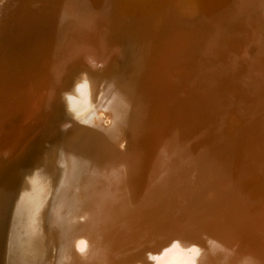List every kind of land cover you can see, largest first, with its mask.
Masks as SVG:
<instances>
[{"label": "rangeland", "instance_id": "1", "mask_svg": "<svg viewBox=\"0 0 264 264\" xmlns=\"http://www.w3.org/2000/svg\"><path fill=\"white\" fill-rule=\"evenodd\" d=\"M91 2L0 0V152L29 125L51 85L50 71H42L44 78L37 79L43 80V88L36 84L37 75L31 73L35 32L42 30L45 37L55 38L49 53L40 59L46 69L63 54L62 49L73 44L63 46L78 25L89 29L85 34L96 41L88 44L103 61L115 48L121 52L115 58L122 56L120 61L114 60V82L105 89L100 103L96 100L71 118L78 120L68 132L72 171L60 196L52 264H86L87 256L82 255L87 251L85 234L90 220L97 237L95 252L99 243L102 247L98 254L89 255V264H115L146 252L155 256L157 264H264V154L263 161L255 163L250 157L261 158L249 151L255 149L252 146L256 142H264V123H257L264 117V79L257 75L254 79L248 73V65L264 71V33L259 48L254 46L252 34L246 37L240 33L249 13L262 9L263 0H95L100 5L95 12ZM24 18L28 23L25 28ZM100 41L109 43L101 46ZM10 43L13 46L9 47ZM17 45L29 47L24 49L29 59L19 63V70L12 67L16 60L13 55L21 52ZM193 89L198 91L201 105H207L201 112L208 118L202 117L199 125L188 116V109L194 106L189 96ZM213 95L216 100L211 99ZM255 104L257 107L247 113L245 108ZM220 107L224 110L218 111ZM218 112L224 115L220 118ZM140 164L145 165L141 172L136 170ZM141 196L147 200L137 205ZM118 199L123 201L118 215L109 218L107 229L101 228L104 210L111 211V216V207ZM139 219L144 222L138 226ZM162 245L164 253L157 248Z\"/></svg>", "mask_w": 264, "mask_h": 264}, {"label": "bare ground", "instance_id": "2", "mask_svg": "<svg viewBox=\"0 0 264 264\" xmlns=\"http://www.w3.org/2000/svg\"><path fill=\"white\" fill-rule=\"evenodd\" d=\"M185 1V0H183ZM95 0H92L90 3L91 10L94 11V8H98V4L94 3ZM209 2V1H207ZM181 3V2H180ZM183 4V3H182ZM194 5V4H193ZM197 5V4H196ZM261 10H255L251 11L249 13L250 15L247 17V24L246 26L240 31V33L243 36L248 37L249 35L253 36L254 38V46L260 47V37L264 33V0ZM195 6V5H194ZM205 6V5H204ZM109 9V8H108ZM112 9V8H111ZM175 9V7H174ZM195 7L193 8V10ZM200 9V7H199ZM115 11V10H114ZM191 12V10H190ZM130 13V12H129ZM193 12H191L192 14ZM69 14V13H68ZM222 14V13H221ZM188 15V14H187ZM220 16V15H219ZM223 16V15H222ZM85 17V16H84ZM205 17V16H204ZM221 17V16H220ZM90 20V19H89ZM97 20V19H96ZM107 20V19H106ZM132 20V19H131ZM162 20V19H161ZM187 20V19H186ZM165 21V20H164ZM206 21V20H205ZM60 23V21H59ZM85 23V22H84ZM83 23V24H84ZM129 23V22H128ZM167 23V22H166ZM26 18L23 19L22 26L23 28L26 27ZM96 24V22H95ZM100 25V24H99ZM98 25V26H99ZM97 26V28H98ZM104 26H106L104 24ZM89 26H87L88 28ZM95 27V26H94ZM86 26L78 25L75 30H73L70 33V36L68 38V41L65 42L63 46L66 47L67 43H72L71 46H69L68 49H62L64 50L57 60H54L52 67L49 68H43L42 64H40V59L44 56V54L49 53L51 47L55 43L54 36L51 37H45V35L42 33V30L40 32L34 33V48H32V57L30 58L33 60V67L31 73L36 74L37 77L35 78L36 84L39 86L43 85V80L40 79L38 81L37 79L43 76L44 78V71H50L52 76V80L49 76H47V79H50L51 85H49L47 92L41 97L40 103L37 105V112H35L31 121H29L28 126H24V130L19 133L17 139L13 141V143L6 149L2 150L0 152V264H52L53 263V256H54V250H56L57 246V237H56V226L55 223L57 222L58 216H57V210L60 204V196L62 195V189L67 181L68 177L71 174L72 166L71 163L69 164L68 161L70 158L69 150H68V135L70 128L73 127V124L78 121L77 119L71 120L75 116V113H81L89 105L92 103L99 102L104 97L107 87L109 84L111 85L114 82L113 79V72L114 69H116L117 65H114V60L120 61L119 59H122L120 56L117 59L115 58V55L121 54L120 51H118L117 48H115L111 54L110 57H107V61H103V59L100 57L99 52H93L91 49V45L88 43L94 41L90 38V34L87 36L85 34V31L89 29H85ZM92 28V27H90ZM100 28V27H99ZM54 29V28H52ZM22 31V30H21ZM51 30H48L47 32H50ZM175 31V30H173ZM20 32V29H19ZM25 32V31H24ZM91 32V31H90ZM100 32V31H99ZM104 32V31H103ZM177 32V30H176ZM102 30L100 32L101 37L103 36ZM59 34V33H58ZM57 34V35H58ZM92 34V33H91ZM55 35V36H57ZM93 35V34H92ZM29 36V35H28ZM179 36V35H178ZM206 36V35H205ZM96 38V36H94ZM99 37V36H98ZM110 37V36H109ZM112 37V36H111ZM110 37V38H111ZM207 37V36H206ZM238 37V36H237ZM97 39V38H96ZM101 39V38H100ZM109 39V38H108ZM114 39V38H111ZM24 40V39H23ZM99 40V39H98ZM160 40V39H159ZM238 40V39H237ZM106 41H108L106 39ZM101 42V46H106V43L109 42ZM114 41V40H113ZM116 41V40H115ZM153 41V40H152ZM17 42V41H16ZM15 42V43H16ZM24 42V41H23ZM99 42V41H98ZM154 42H152L153 44ZM13 43L9 44V47L13 46ZM17 44V43H16ZM99 44V45H100ZM151 44V45H152ZM206 44V42H205ZM29 45V44H28ZM119 45V44H118ZM117 45V46H118ZM150 45V46H151ZM162 45V42H161ZM111 46V45H110ZM171 46V44H170ZM207 46V45H206ZM205 46V47H206ZM116 47V46H115ZM121 47V46H120ZM197 47V46H196ZM253 47V46H252ZM28 50L29 47L23 46H16V50L20 52V54L15 53L13 55L16 60L13 63V69L19 70L18 66L19 63L23 64L26 59L28 58V55L24 52V49ZM112 49L114 47H111ZM119 48V47H118ZM149 48V46H148ZM198 48V47H197ZM204 48V47H203ZM237 48V47H236ZM256 48V49H258ZM108 49V48H106ZM105 49V50H106ZM160 49V48H159ZM170 49V47H169ZM174 49V48H173ZM103 50V49H102ZM109 50V49H108ZM107 50V51H108ZM201 50V49H200ZM206 50V49H205ZM106 54H109L107 53ZM123 51V50H122ZM173 52V51H172ZM24 53V54H23ZM101 53L105 54V52L101 51ZM205 53V52H204ZM255 53V51H254ZM161 54V53H160ZM166 54V53H165ZM200 54V53H199ZM124 55V54H123ZM169 55V54H168ZM167 56V55H166ZM165 56V57H166ZM195 56V55H194ZM54 57V56H53ZM154 57V56H153ZM165 57L163 59H165ZM104 58V57H103ZM220 58V57H219ZM162 59V60H163ZM155 60V59H154ZM221 60V59H220ZM218 60V61H220ZM123 61V60H121ZM157 61H159L157 59ZM204 61V60H203ZM124 62V61H123ZM127 62V61H126ZM215 62V61H214ZM213 62V63H214ZM122 64V62H121ZM210 64V62H208ZM123 65V64H122ZM125 65V64H124ZM127 65V64H126ZM192 66V65H191ZM194 66V65H193ZM204 66V65H203ZM208 66V65H207ZM190 69V66H186ZM206 67V66H205ZM253 65H248V73L252 74L254 76L257 75V77L264 79V71L260 69L254 68ZM122 68V67H121ZM245 68V67H243ZM242 68V69H243ZM120 69V68H119ZM31 70V69H30ZM43 71V72H42ZM186 71V70H185ZM198 71V69H197ZM27 72V71H26ZM117 73V72H116ZM119 73V72H118ZM117 73V74H118ZM188 73V72H187ZM15 74V73H14ZM47 74V73H46ZM50 74V75H51ZM189 74V73H188ZM120 75V74H119ZM178 75V74H176ZM207 76V75H206ZM261 76V77H260ZM186 77V76H185ZM116 78V76H115ZM118 78V76H117ZM46 79V78H45ZM46 79V80H47ZM206 79V78H205ZM116 80V79H115ZM45 81V80H44ZM46 82V81H45ZM183 82V81H182ZM187 81H185L186 83ZM118 83V81H117ZM180 83V82H178ZM206 83V81H205ZM116 84V82H115ZM184 84V83H183ZM119 85V84H118ZM46 86V85H45ZM113 87L114 84H112ZM131 86V85H130ZM183 86V85H182ZM42 88L44 86H41ZM112 87V88H113ZM118 87V86H117ZM111 88V87H110ZM116 88V87H115ZM114 88V89H115ZM131 88V87H130ZM104 89V92H101V90ZM119 89V88H118ZM144 89V88H143ZM147 89V88H146ZM216 89V88H215ZM40 90V89H39ZM38 90V91H39ZM42 90V89H41ZM44 90V89H43ZM40 92V91H39ZM100 92V93H99ZM43 93V92H42ZM198 91L196 89H193L189 94L192 98V102L194 104L193 108L191 107V110L188 108V116L190 117V121H194V125L199 123L200 119L203 117L205 118V114L203 111L204 116H202V108L207 105H201L200 99H198L197 95ZM41 94V92L39 93ZM42 96V95H41ZM40 98V97H39ZM190 100V98H188ZM212 100L215 99L214 95L211 98ZM187 100V99H186ZM210 100V99H208ZM216 100V99H215ZM207 101V100H206ZM96 102V103H97ZM191 102V103H192ZM208 102V101H207ZM174 104V103H173ZM207 104V103H206ZM209 104V103H208ZM100 105V104H99ZM192 105V104H191ZM180 106V105H179ZM254 106H247L245 109L249 113L250 111H253L255 109ZM101 107V106H100ZM197 107V108H196ZM228 105H226V108ZM207 108V107H206ZM210 107H208L209 109ZM179 109V108H178ZM185 109V108H184ZM205 109V108H203ZM207 109V111H208ZM215 110V109H214ZM224 110L223 107L218 110L222 111ZM245 111V110H244ZM259 111V110H258ZM179 112V111H178ZM93 113V112H92ZM172 113V112H170ZM183 113V112H182ZM215 113V112H214ZM262 113V112H261ZM185 113H183L184 115ZM217 114V113H216ZM74 115V116H73ZM178 115V114H176ZM180 115V114H179ZM218 115L220 118L224 115L218 112ZM31 116V117H32ZM172 116V115H171ZM182 116V114H181ZM214 116V115H213ZM92 117V116H91ZM251 117V116H250ZM208 118V117H206ZM219 118V117H218ZM258 118V117H257ZM88 120V119H87ZM86 120V121H87ZM204 120V119H203ZM209 120V119H208ZM206 120V121H208ZM253 120V119H252ZM188 120V123L190 122ZM210 121V120H209ZM220 121V120H219ZM264 123V117H260L258 120L259 122ZM205 122V121H204ZM28 123V122H27ZM88 123V122H87ZM169 123V122H168ZM172 123V120H171ZM183 123V122H181ZM193 123V122H191ZM219 123V122H218ZM256 123V124H257ZM206 124V122H205ZM254 124V123H253ZM255 124V125H256ZM85 125V124H84ZM169 125V124H168ZM190 125V124H189ZM199 125V124H198ZM261 125V124H260ZM264 125V124H263ZM175 126V124H174ZM204 126V125H203ZM82 127V125H81ZM200 127V126H199ZM214 127V126H213ZM28 128V129H27ZM176 128V127H175ZM206 128V127H205ZM256 128V127H255ZM184 129V128H183ZM210 129V128H209ZM217 130V129H216ZM254 130V129H253ZM211 132V131H210ZM75 133V132H74ZM178 133V132H177ZM148 134V133H147ZM258 134V133H257ZM149 135V134H148ZM147 135V139H151L150 136ZM224 135V134H223ZM236 135V134H235ZM261 135V134H260ZM256 136V134H255ZM228 137V134H227ZM237 137V136H236ZM234 138V140L236 139ZM184 139V138H183ZM149 141V140H148ZM144 142L145 143H148ZM185 141V139H184ZM254 140H252L253 142ZM256 141V140H255ZM263 141V140H262ZM143 142V140H142ZM154 142V141H152ZM182 142V141H181ZM69 143V142H68ZM133 143V142H132ZM131 143V144H132ZM239 143V142H238ZM251 143V142H250ZM257 143V142H256ZM252 146V148L249 151L251 153L258 154V156L262 159L253 158L250 157L251 160H254L255 163H259L263 161V154H264V146L261 147L258 146L259 143H264L259 141L257 144ZM136 144V143H135ZM143 144V143H142ZM234 144V143H233ZM236 144V143H235ZM252 144V143H251ZM145 145V144H144ZM181 145V144H180ZM135 146V145H134ZM153 146V145H152ZM156 146V145H155ZM143 147V146H142ZM146 147V146H145ZM148 147V145H147ZM242 147V146H241ZM131 148V146H130ZM137 148V147H136ZM205 148V147H204ZM215 148V147H214ZM213 148V149H214ZM135 149V148H134ZM207 149V148H206ZM226 149V148H225ZM231 149V148H230ZM187 150V149H186ZM209 150V149H208ZM243 150V149H242ZM140 151V150H139ZM138 151V153H139ZM143 151V150H142ZM135 152V151H133ZM167 152V151H166ZM207 152V151H206ZM245 152V151H244ZM247 152V150H246ZM231 153H234V151ZM243 153V152H242ZM241 153V154H242ZM137 154V153H136ZM203 154V153H202ZM207 154V153H206ZM249 153L247 152V155ZM135 155V154H134ZM133 155V156H134ZM142 155H144L142 153ZM186 155V154H185ZM210 155V154H209ZM230 155V154H229ZM252 155V154H251ZM150 156V155H149ZM212 156V155H211ZM241 156V155H240ZM139 157V156H138ZM183 157V156H182ZM192 157V156H191ZM245 157V156H244ZM149 158V157H148ZM195 158V157H194ZM241 158V157H240ZM147 159V158H146ZM164 160V159H163ZM237 160V159H236ZM142 161V162H141ZM149 161V160H148ZM174 161V160H173ZM192 161V160H191ZM247 161V160H243ZM141 163H143V159L140 160ZM166 162V161H165ZM168 162V161H167ZM179 162V161H178ZM235 162V161H234ZM248 162V161H247ZM253 162V161H252ZM180 163V162H179ZM136 164V163H135ZM165 164V163H164ZM163 164V165H164ZM178 165V164H177ZM180 165V164H179ZM187 165V164H186ZM243 165V164H242ZM250 165V164H249ZM247 165V166H249ZM258 165V164H257ZM137 166V165H136ZM144 168L145 165H138V169L141 172V168ZM156 166V165H155ZM185 166V165H184ZM246 166V165H245ZM254 166V163H253ZM262 166V165H261ZM167 167V166H166ZM237 167V166H236ZM264 167V166H263ZM135 168V167H134ZM142 168V169H143ZM157 168V167H156ZM133 169V168H132ZM146 169V168H145ZM240 169V168H239ZM135 170V171H136ZM234 170V169H233ZM251 170V167H250ZM253 170V169H252ZM146 171V170H145ZM144 171V172H145ZM167 171V170H166ZM176 172V170H175ZM257 172V171H256ZM217 173V172H216ZM196 174V173H195ZM218 174V173H217ZM163 175V174H161ZM204 175V174H203ZM150 176V175H149ZM71 177V176H70ZM73 177V176H72ZM147 177V175H146ZM163 177V176H162ZM203 177V176H202ZM234 178V176L232 177ZM148 179V178H147ZM166 179V178H165ZM242 179V178H241ZM259 179V178H258ZM126 180V179H125ZM151 180V179H150ZM149 180V181H150ZM154 180H157L154 179ZM170 180V178H169ZM221 180V179H220ZM248 180V179H247ZM240 181V180H239ZM106 182V181H105ZM108 182V181H107ZM110 183V182H109ZM126 183V182H124ZM161 183V182H160ZM165 183V182H164ZM173 183V182H172ZM107 184V183H106ZM150 184V183H149ZM181 184V183H180ZM237 184V183H236ZM236 184H234L236 186ZM249 184V181H248ZM253 184V183H252ZM258 184V183H257ZM112 185V184H111ZM187 185V184H185ZM233 185V184H232ZM123 186V185H121ZM149 186V185H148ZM147 186V187H148ZM161 186V185H160ZM176 186V185H175ZM165 187V185H164ZM188 187V186H187ZM161 188V187H160ZM177 188V187H176ZM115 189V188H114ZM122 189V188H121ZM163 189V188H162ZM188 189V188H187ZM98 190V187L96 188ZM164 190V189H163ZM173 190V189H172ZM182 190V189H181ZM179 190V191H181ZM143 191V190H142ZM193 191V190H192ZM235 192V191H234ZM100 193V192H99ZM158 193V192H157ZM177 193V192H176ZM171 194V193H170ZM178 194V193H177ZM182 194V193H181ZM222 194V192H221ZM238 194V193H237ZM163 195V194H162ZM180 195V194H179ZM239 195V194H238ZM143 196V194H142ZM139 198V201L137 205L141 203V201L145 200L144 197ZM149 196V195H148ZM223 196V195H222ZM248 196V195H247ZM257 196V194H256ZM134 197V196H133ZM150 197V196H149ZM168 197V196H167ZM228 197V196H227ZM236 197V196H235ZM234 197V198H235ZM241 197V196H240ZM246 197V195H245ZM249 197V196H248ZM261 197V196H260ZM137 198V197H136ZM135 198V199H136ZM230 198V197H229ZM237 198V197H236ZM249 199V198H248ZM254 199V197H253ZM258 199V198H257ZM125 200V199H122ZM222 200V199H220ZM226 200V199H225ZM229 200V199H228ZM241 200V199H240ZM239 200V201H240ZM114 206L111 207L112 209V215H110V212H107V209L104 210L103 215L101 216L102 220L104 221L103 229L106 227V222L111 221V217L115 218L117 214V210L119 208V205L122 204L123 201L121 199L115 200ZM135 201V200H134ZM126 202V201H125ZM226 202V201H224ZM244 202V201H243ZM242 202V203H243ZM264 202V201H263ZM128 203V202H127ZM130 203V202H129ZM136 203V202H135ZM134 203V205H135ZM147 203V201H146ZM153 203V202H152ZM238 203V202H237ZM248 203V202H247ZM133 204V202H132ZM229 204V203H228ZM253 204V203H252ZM110 205V204H107ZM125 205V204H123ZM234 205V204H233ZM127 206V205H126ZM164 206V205H163ZM228 206V205H227ZM232 206V205H231ZM134 207V206H133ZM151 207V205H150ZM158 207V206H157ZM156 207V208H157ZM187 207V206H186ZM196 207V206H195ZM206 207V205H205ZM213 207V206H212ZM216 207V206H215ZM251 207V206H250ZM256 207V206H255ZM60 208V207H59ZM188 208V207H187ZM218 208V207H217ZM248 208V207H247ZM123 209V207H122ZM121 209V212H122ZM129 209V207H128ZM131 209V208H130ZM134 209V208H132ZM136 209V208H135ZM165 209V208H164ZM203 209V208H201ZM208 209V208H207ZM227 209V208H226ZM153 210V209H152ZM158 210V209H157ZM167 210V209H166ZM196 210V209H195ZM221 210V209H220ZM225 210V209H224ZM229 210V209H227ZM240 210V209H239ZM251 210V209H250ZM129 211V210H127ZM136 211V210H135ZM156 211V210H155ZM188 211V210H187ZM212 211V210H210ZM93 212V211H92ZM132 212V211H130ZM144 212V211H143ZM142 212V214H143ZM165 212V211H164ZM214 212V211H213ZM140 213V212H139ZM146 213V212H145ZM149 213V212H148ZM147 213V214H148ZM211 213V212H210ZM217 214V212H214ZM239 213H241L239 211ZM250 213V212H249ZM120 214V212H119ZM127 214V213H126ZM167 214V213H166ZM165 214V215H166ZM173 214V213H172ZM196 214V212H195ZM229 214V213H228ZM227 214V215H228ZM134 215V213H133ZM198 215V214H197ZM210 215V214H209ZM215 215V214H214ZM219 215V214H217ZM223 215V214H222ZM226 215V216H227ZM140 216V215H139ZM154 216V215H153ZM158 216V215H157ZM208 216V215H207ZM216 216V215H215ZM221 216V215H220ZM141 217V216H140ZM149 217V216H147ZM161 217V216H159ZM164 217V216H163ZM200 217V216H199ZM206 217V215H205ZM219 217V216H218ZM231 217V216H230ZM89 218V217H88ZM100 218V217H99ZM127 218V217H126ZM134 218V217H133ZM143 218V216H142ZM162 218V217H161ZM168 218V217H167ZM181 218V217H179ZM207 218V217H206ZM239 218V217H237ZM247 218V217H245ZM132 219V218H131ZM137 219V218H136ZM158 219V218H157ZM184 219V218H182ZM205 219V218H204ZM211 219V218H209ZM242 219V218H241ZM260 219V218H259ZM220 220V219H219ZM261 220V219H260ZM91 221V220H90ZM89 221V227H88V233H86L85 242H86V248L87 251L83 253L82 257L85 258L86 256V264H89L90 258L92 252L93 254H98L100 252V248L102 245L99 243V249L96 251V245L95 241L97 240L95 237L96 233L94 234V230H92V227L90 225ZM102 221V222H103ZM147 221V219H146ZM165 221V220H164ZM198 221V220H197ZM201 221V219H200ZM199 221V222H200ZM205 221V220H204ZM221 221V220H220ZM101 222V223H102ZM108 222V224H109ZM144 221L141 222V220H138V226L139 224H143ZM171 222V221H170ZM185 222V221H184ZM242 222V221H241ZM180 223V222H177ZM210 223V222H209ZM107 224V225H108ZM111 224V222H110ZM113 224V223H112ZM148 224V223H147ZM150 224V222H149ZM184 224V223H183ZM212 224V223H211ZM246 224V223H245ZM260 224V223H259ZM105 225V226H104ZM169 225V224H168ZM165 226V225H164ZM163 226V227H164ZM235 226V225H234ZM108 227V226H107ZM106 227V229H107ZM110 228L112 226H109ZM154 227V226H153ZM162 227V228H163ZM185 227V225H184ZM252 227V226H251ZM250 227V228H251ZM99 229V231L101 230ZM161 228V225L160 227ZM175 228V227H174ZM178 228V227H177ZM181 228V227H180ZM183 228V227H182ZM186 228V227H185ZM240 228V227H239ZM138 229V228H137ZM144 229V228H143ZM158 229V228H156ZM164 229V228H163ZM191 229V228H189ZM92 230V231H91ZM162 230V229H161ZM168 230V229H167ZM179 230V228H178ZM183 230V229H182ZM188 230V229H187ZM186 230V231H187ZM192 230V229H191ZM194 230V229H193ZM245 230V229H244ZM97 231V230H96ZM106 231V230H105ZM174 231V230H172ZM185 231V230H183ZM185 231V232H186ZM239 231V230H238ZM149 232V231H148ZM156 232V230H155ZM154 232V233H155ZM181 232V229H180ZM236 232V231H235ZM92 233V235H91ZM108 233V232H107ZM179 233V232H177ZM184 233V232H183ZM182 233V234H183ZM189 233V230L188 232ZM185 233V234H186ZM170 234V233H169ZM168 234V235H169ZM175 234V233H174ZM181 234V235H182ZM191 234V233H190ZM158 235V234H157ZM193 235V234H192ZM146 236V235H145ZM159 236V235H158ZM180 236V235H179ZM178 236V237H179ZM184 236V235H183ZM182 236V237H183ZM186 236V235H185ZM188 236V234H187ZM194 236V235H193ZM131 237V236H130ZM138 237V235H137ZM163 237V236H162ZM167 237V236H166ZM173 237V236H172ZM165 238V237H164ZM189 238V237H188ZM187 238V240H188ZM126 239V238H125ZM132 239V238H131ZM168 239V238H167ZM177 239V238H176ZM184 239V238H183ZM186 239V238H185ZM223 239V238H222ZM141 240H144L141 239ZM153 240V239H152ZM169 240V239H168ZM179 240V239H178ZM110 241V240H109ZM128 241V240H125ZM149 241V240H148ZM161 241V239H160ZM182 241V240H181ZM191 241V240H190ZM189 241V242H190ZM193 241V239H192ZM93 242V243H92ZM150 242V241H149ZM163 242V241H162ZM164 242H167L164 240ZM163 242V244H164ZM172 242V241H171ZM177 242V241H175ZM187 242V243H189ZM196 242V241H195ZM117 243V242H116ZM129 243V242H127ZM142 243V242H141ZM158 243V242H157ZM161 243V242H160ZM179 243V241H178ZM182 243H185L182 242ZM179 243V244H182ZM136 244V242H135ZM159 244V243H158ZM171 244V243H170ZM178 244V246H179ZM196 244V243H195ZM198 244V243H197ZM200 244H203L201 242ZM110 245V244H109ZM117 245V244H116ZM126 245V244H125ZM129 245V244H128ZM156 245V244H155ZM79 247V245H77ZM76 246V247H77ZM104 246V245H103ZM138 246V245H137ZM165 245L158 246L157 248L162 251L164 249ZM171 246V245H170ZM174 247V244L172 245ZM185 245H183L184 247ZM191 246V244H190ZM189 246V247H190ZM202 246V245H201ZM109 247V246H108ZM149 247V246H148ZM181 247V245L179 246ZM194 247V246H193ZM110 248V247H109ZM120 249V247H119ZM136 249V248H135ZM142 249V248H141ZM144 249V248H143ZM149 249V248H148ZM186 246V250H187ZM193 249H197L193 248ZM199 249V248H198ZM242 249V248H241ZM112 250V249H111ZM167 250V249H166ZM181 250V249H180ZM79 251V250H78ZM119 251V250H118ZM157 251V250H156ZM165 250L162 251L164 253ZM172 251V250H171ZM179 251V250H178ZM185 251V248H184ZM183 251V252H184ZM191 251V250H190ZM194 251V250H193ZM111 252V251H110ZM114 252V251H113ZM189 252V250H188ZM209 252V251H208ZM207 252V253H208ZM81 253V252H79ZM160 253V254H162ZM186 253V252H185ZM153 254V253H152ZM197 255V253H196ZM209 255V254H208ZM215 255V254H214ZM77 256V254H76ZM130 256V255H129ZM161 256V255H160ZM164 256V254H162ZM189 256V255H188ZM155 256H150L147 252L143 253L142 256L136 259H130L125 258L118 261V263L115 264H157L158 260L155 262L153 261V258ZM187 257V255H186ZM190 257V256H189ZM163 258V257H162ZM188 258V257H187ZM192 258V257H191ZM194 258V257H193ZM92 259V258H91ZM105 259V258H104ZM112 259V258H111ZM161 259V258H160ZM243 259V258H242ZM73 260V258H72ZM184 260V259H183ZM189 260V259H187ZM193 260V259H192ZM191 260V261H192ZM197 260V259H196ZM262 260V259H260ZM195 261V260H194ZM92 262V261H91ZM96 262V261H95ZM163 262V261H162ZM186 262V260L184 261ZM236 262V261H235ZM242 262V261H241ZM196 263V262H195ZM252 263V260H251ZM108 264H114L112 262L108 261ZM192 264V263H191ZM198 264V263H196ZM253 264V263H252Z\"/></svg>", "mask_w": 264, "mask_h": 264}]
</instances>
